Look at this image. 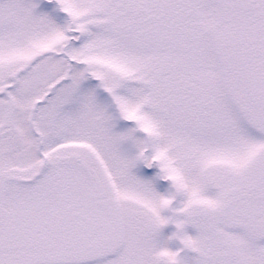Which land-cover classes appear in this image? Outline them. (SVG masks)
I'll return each mask as SVG.
<instances>
[{
  "label": "snow or ice",
  "instance_id": "obj_1",
  "mask_svg": "<svg viewBox=\"0 0 264 264\" xmlns=\"http://www.w3.org/2000/svg\"><path fill=\"white\" fill-rule=\"evenodd\" d=\"M0 264H264V0H0Z\"/></svg>",
  "mask_w": 264,
  "mask_h": 264
}]
</instances>
